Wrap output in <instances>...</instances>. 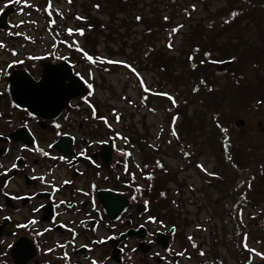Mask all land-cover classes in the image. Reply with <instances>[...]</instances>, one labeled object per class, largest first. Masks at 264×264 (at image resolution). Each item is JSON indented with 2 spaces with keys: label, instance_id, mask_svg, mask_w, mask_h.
Segmentation results:
<instances>
[{
  "label": "rangeland",
  "instance_id": "rangeland-1",
  "mask_svg": "<svg viewBox=\"0 0 264 264\" xmlns=\"http://www.w3.org/2000/svg\"><path fill=\"white\" fill-rule=\"evenodd\" d=\"M3 1L0 0V7ZM32 1L31 8L15 3L4 9L5 22L8 18L11 26L7 30L6 24L5 28L0 27V41L7 49L18 53L15 57L51 51L47 17L43 11H36V8L43 9L45 0ZM129 3L134 7L132 12L128 1L123 0H72L71 4L68 0H53V7L61 11L65 19L61 21L56 17L57 24L52 30L60 32L63 41L78 39L90 55L134 63L152 92H166L175 98L177 105L181 104L177 110L166 97L144 93L136 77L123 67L90 65L79 52L62 43L58 55L70 58L75 71L93 85L90 97L97 105L99 116L107 109H115L116 114H120L117 122L113 113L107 111L110 129L125 131L130 142H135L130 146L129 167L137 184L147 190L142 195L155 197L150 202L152 209H163L160 212L169 211L173 215L178 226V240H174V244L176 250L185 253L179 263L248 264L251 259L252 264H264V260L242 246L246 233L248 247L264 252V103H257L264 101V0H130ZM97 4L99 9L94 7ZM233 11L240 13L235 19L230 15ZM88 14L98 17L103 24L94 32L88 29L89 37L69 38L65 27L83 26ZM137 14L143 19L168 17L170 24L162 28L164 32L160 29L150 42H144L149 38L143 34L144 26L155 25L157 21L137 22ZM76 16L84 19L78 21ZM225 20L230 23L225 24ZM21 21L24 23L19 28L13 27ZM198 22L202 23L201 30L191 31ZM181 24L183 28L171 37L173 48L169 50L166 45L171 29ZM9 32L25 33L35 42L22 36H9ZM146 44L151 45L150 52L160 51L159 64L165 70L160 69L154 58L148 57ZM195 44L209 50L210 57L226 59L200 65L199 71L207 74V83L213 91L209 92L203 85L191 96L187 56ZM7 49H0V58L4 61L14 58ZM223 61L229 64L219 65ZM40 66L35 63L29 67L40 73ZM235 74L240 76L239 84L232 82ZM144 96L147 98L142 100ZM74 107L84 110V106L78 108L77 103ZM174 114L179 117L174 125L178 140L171 135ZM238 118L243 120L242 126H235ZM69 122L78 123L79 117ZM217 122L228 128L227 134L215 125ZM225 135L228 145L222 150L219 137ZM53 138L50 135L49 139ZM182 150L191 155L184 157ZM228 156L232 157L231 161ZM156 161L164 168H157ZM198 163L216 175L202 172L196 167ZM233 164L235 168L231 167ZM148 175L153 179L148 180ZM248 181H251V189ZM239 197L244 201L235 204ZM189 236L196 248L192 247ZM6 240L10 238L4 240L1 248ZM201 251L204 256H200ZM8 258L0 256V263L6 264Z\"/></svg>",
  "mask_w": 264,
  "mask_h": 264
},
{
  "label": "flooded vegetation",
  "instance_id": "flooded-vegetation-1",
  "mask_svg": "<svg viewBox=\"0 0 264 264\" xmlns=\"http://www.w3.org/2000/svg\"><path fill=\"white\" fill-rule=\"evenodd\" d=\"M32 2L27 1L31 5ZM5 4L13 7L15 3L13 0H4L0 8L4 9ZM20 4L25 6L24 0ZM7 21L6 28H9V19ZM43 53L12 57L6 61L0 58V69L10 73L0 74V93H3L0 95V165L4 166L0 168V172L11 168L13 163L17 165V169L10 171L7 176H0V206L3 208L0 211V240L10 238L3 248L0 247V250L6 249L9 257L6 264H66L60 258L65 251L70 257L69 264H90L91 259H96L100 264H180V256L176 255L180 249L176 250L174 244V240H178L176 227V231H172L175 226L173 215L169 211L160 212L163 209H152L150 202L155 197H140L142 191H135L140 184H137L129 167L131 155H124L132 152V142L128 138L127 141L121 139L126 137L125 131L111 130L101 120L92 119V109L83 102L84 96L70 99L55 117L50 118L36 114V119H32L23 110L11 107L15 100L9 94V86L14 78L16 84L35 91L36 95L30 101L39 105L45 101L39 97L40 88L33 86L42 78L45 62L55 65L61 60L55 59L58 56L55 51L47 50ZM30 56L41 59H28ZM14 60H22L23 63L8 69L7 65ZM68 61L73 65L70 58ZM27 62L41 65L40 73L33 72L30 69L32 64L29 67ZM72 69L76 74L75 69ZM26 78L31 80L30 83ZM68 82L69 80L65 81ZM89 101L95 107L96 103L92 98L89 97ZM76 103L78 108L80 105L84 106V110L73 109ZM21 106L28 108L22 104ZM95 109L99 116L97 106ZM107 111L113 113L112 109L102 110L100 116L107 117ZM65 116L68 117L67 120L64 119ZM73 117H79V122L70 123L69 120ZM82 117H85V121ZM53 121L62 125L60 131L65 135H56ZM25 122L27 128L22 126ZM108 124L110 125L109 119ZM50 135L54 136L52 140L49 139ZM49 144L52 145L51 148ZM25 146H38L49 152L50 156H64L66 159L51 160L38 152L22 150ZM81 150H84L88 159L80 155ZM17 156L22 159L16 160ZM67 160L72 163L68 164ZM125 164L128 165L127 171ZM34 175L46 176L48 183L33 180L31 177ZM8 180L9 186L4 189L3 184ZM64 180L71 183L65 185ZM53 181L55 187L59 188L58 192H53ZM93 184L96 186L94 189L91 187ZM4 191L9 193L8 197L3 195ZM110 194L122 197H109ZM132 195H136L135 201L131 199ZM12 196L33 198L14 200L11 199ZM113 198H122L127 204L111 217L107 207L110 205L115 209L119 205L118 202H109ZM60 200L71 203L73 207L69 209L61 205L57 209L55 205ZM145 201H148L147 206ZM35 208L40 210L34 212ZM58 212L60 215H57ZM6 216L11 219L5 220ZM149 216L156 217L157 223H148ZM33 218L38 221L35 226L27 229L16 227ZM97 224L98 230L92 231ZM45 228H50L51 231L40 237L35 236L36 231H43ZM70 228L78 233L74 246L70 244L65 249L57 248V243L67 244L72 239V233L68 230ZM101 240L104 243H94ZM7 244H12L16 249L15 254L19 255L17 261L13 258V248L7 249ZM49 248L55 250L47 253Z\"/></svg>",
  "mask_w": 264,
  "mask_h": 264
},
{
  "label": "snow or ice",
  "instance_id": "snow-or-ice-1",
  "mask_svg": "<svg viewBox=\"0 0 264 264\" xmlns=\"http://www.w3.org/2000/svg\"><path fill=\"white\" fill-rule=\"evenodd\" d=\"M13 2L19 4V3H21V0H13ZM24 2H25V6H26V7H29V8L32 7L31 4H28V3H27V0H24ZM68 3L71 4V3H72V0H68ZM8 6H9L8 4H5V5H4L5 8L8 7ZM94 7H96L97 9H99L100 6H99V4H97V5H94ZM195 10H196V9H195V5H193V6H192V11L194 12ZM36 11H38V12H39V11H43V12L45 13V15H46V17H47L48 30H49L50 32H52V29H53V28L56 26V24H57L56 17H59V19H60L61 21H63V20L65 19L64 14H63L61 11H59L58 9H55V8L53 7V0H47V4H46V6H44L43 9H41V8H36ZM188 15H190V13H188ZM230 15H231L232 19H235L237 16L240 15V13L237 12V11H233V12H231ZM75 19L78 20V21H80V20H83L84 18L81 17V16H76ZM136 19H137V21H139V20L141 19V17L137 16ZM164 19H165V21H167V20H168V17H164ZM23 23H24V21H21L20 24L14 25L13 27H15V28H19ZM29 23H31V24H36L37 22H36V21H29ZM224 23L227 24V23H230V21H229V20H225ZM181 28H183V25H182V24H181V25H178V26H176V27H173V28L171 29V32H170V34H169V41H168V43H167V45H166L167 48H168L169 50H172V48H173V44H172V41H171V37H172L173 35L177 34V33L180 31ZM64 31L66 32V34H67V36H68L69 38H71V37L74 36V35L84 36V29H83V28H76V29H73L72 27H67V28L64 29ZM8 35H9V36H13V35H16V36H22V37H23L25 40H27V41H30V42H33V43L35 42L30 36H28V35H26L25 33H22V32H9ZM59 35H60V33H54V39H55V37H58ZM61 43H62V44H66L68 47L74 48L75 51L79 52V53L82 55V58H83L88 64H90V65H95V64H102V65H116V66H120V67H123V68L127 69L128 71H130V72L136 77V79H137V81H138V83H139V87L141 88V90H142L144 93H150V94H152V95H156V96H164V97H166L169 101H171L173 107L177 106V104H176V100H175V98H174L172 95H170V94H168V93H166V92H152L151 88H150L149 86H147V84L145 83L143 77H142L141 74L137 71V69H136L134 66H132L130 63H128L127 61H124V60H116V59H111V58L102 57V56H93V55H90L87 51H85L83 48H81V47L79 46V42L76 41V40H71L70 42H69V41H61ZM53 47H55V42H53ZM0 49H7V45H6L5 43H3L2 41H0ZM7 50H8V51L10 52V54H11L12 56H14V57L18 55V53H17L14 49H7ZM194 51H197V52H198L199 49L196 48V49H194ZM204 55H205V57H210V56H211V52H205ZM28 59H37V60H38V59H41V57H32V56H30V57H28ZM55 59H57V60H67V57L57 56V57H55ZM188 59L191 61V60L194 59V57L189 56ZM211 62H212V63H216V61H211ZM20 63H23V61H22V60H14V61H12L11 63H9V64L7 65V68H8V69H11L15 64H20ZM203 63H204V61H201V64H203ZM191 68H192V70L194 71V70L197 68V65H196L195 63H193V64H191ZM105 71H107V69H105ZM0 74H3V75H9L10 73H9L7 70H5V69H0ZM76 75H77V77H78L81 81L84 80V77H83V76H80L79 73H77ZM91 75H92V73H89V76H91ZM86 83H87V82H86ZM200 84H204L205 86H207L206 81H204L203 79L200 80ZM33 87L39 88V87H41V86H40L39 84H37V85H34ZM72 88H73V85H72V84L64 85L62 81H61L60 84L58 85V89H59L60 91H70ZM87 88H88L89 90H91V89L93 88V85H92L91 83H87ZM207 90H208L209 92H212V91H213V89H212L211 87H208ZM198 91H199V88H198V87H197V88H193V92H198ZM92 94H93L92 91H89L87 96L82 97L83 102H84L85 104H88L89 107L92 109V119H99V120H101L106 126L111 127V126L108 124V119H107V117H105V116H97V113H96V109H95V107H94V106L90 103V101H89V97H90ZM0 95H3V93H0ZM146 98H147V97L144 96V97H142V100H143V99H146ZM124 99H127V97H124ZM129 103H131V101H129ZM257 103H264V101H258ZM11 107L16 108V109H21V110H23V111L26 112L27 115H28L29 117H31L32 119H36V114H40V115L43 114L42 112L39 111V104H37L36 106H33V104H29L28 108H22L20 102L13 101L12 104H11ZM29 108H31V110H29ZM170 110H171V109H169V111H170ZM150 111H154V109H150ZM113 115L115 116L116 121L119 122L120 117H119L118 114H116L115 110H113ZM178 118H179L178 116H173V117H172V125H173V127L171 128V135H172L174 138H176L177 140L179 139V135H178L177 131L175 130L174 125H175V122H176V120H177ZM64 119L67 120L68 117L65 116ZM216 119H217V121H218V117H217ZM9 123H11V122L9 121ZM22 126L25 127V128H27L28 125H27V123L25 122ZM52 126H53L54 129L57 130V131H56V135H57V136L65 135V133H63V132L60 131V129H61V127H62V125H61L60 123L53 121V125H52ZM216 126L221 130V132H223V133H225V134H227L228 131H229L228 128L224 127V126L221 125L219 122H217V125H216ZM161 131H163V129H161ZM73 139H74V138H73ZM121 139H124L125 141H127V137H121ZM96 143H104V141H96ZM168 143L171 144V141H168ZM51 147H52V145L49 144V148H51ZM22 150H24V151H30V152H38V153H40L42 156L47 157V158H50L51 160H65V159H66L64 156H59V157H57V156H50V153H49V152L45 151L44 149H42V148H40V147H38V146H36L35 148H28L27 146H25ZM182 151H183V150H182ZM80 155H81L82 157H84L85 159H88V157L85 156L84 150H81ZM124 155H125V156H130L131 153L126 152V153H124ZM183 155H184V157L187 158V157H189L191 154H190L189 152H187V151H183ZM20 159H22V158L19 157V156L16 157V160H20ZM227 159H228L229 161H231V160H232V157H231V156H228ZM67 163H68V164H71L72 161H71V160H67ZM155 166H156L157 168H160V169H163V168H164V165H163L160 161H156ZM232 166H233L234 168L236 167L235 164H233ZM3 167H4L3 165H0V168H3ZM97 167H98V165H97ZM137 167H139V165H137ZM196 167H197L198 169H200L202 172H205V173L208 174V175H213V176L216 175L215 173L207 172V169H206V168L204 167V165H202V164H199V163H198V164L196 165ZM127 168H128V165L125 164V170H126V171H127ZM13 169H17V165H16L15 163H13V164L11 165V168L4 169V171L0 172V176H7L8 173H9L10 171H12ZM32 171L35 172V169H33ZM97 175H99V173H97ZM31 178H32L33 180H39L41 183H48V181H47V179H46V176H39V177H37V176L34 175V176H32ZM146 178H147L148 180L153 179L152 175H148ZM105 179H107V177H105ZM252 179L254 180L255 177H253ZM9 183H10V180L5 181L4 184H3V188H4V189L8 188ZM70 183H71V181H69V180H64V181H63V184H65V185H66V184H70ZM51 186H52V188H53V192H58V191H59V188L55 187L54 181L52 182ZM247 186H248L249 189H251V186H252V185H251V181H248ZM91 187L94 189L96 186H95V184H93ZM135 191H136L137 193H139V192H141L142 190H141V188H140L139 186H137L136 189H135ZM86 194H87V193H86ZM3 195H4L5 197H8V196H9V193H8L7 191H4V192H3ZM161 195H165V194H164V193H161ZM32 198H33V197H31V196H29V197L12 196V197H11V199H14V200L32 199ZM131 199H132L133 201H135V200L137 199L136 195H132V196H131ZM147 204H148V201H145V206H147ZM61 205H64L66 208H69V209H71V208L73 207V205H72L71 203H69V202H67V201H65V200H60L59 203H57L55 206H56L57 209H59V208L61 207ZM40 207H43V205H41ZM2 210H3V208H2V206H0V211H2ZM39 210H40L39 208H35V209H33L34 212H37V211H39ZM57 215H60V213L58 212ZM4 219H5V220H10L11 217H7V216H6V217H4ZM147 222H148V223L155 224V223H157V218L154 217V216H149ZM37 223H38V221H37L35 218H33V219H29V220L27 221L26 224H17L16 227H17V228H25V229H27L29 226H35ZM160 223H161V225L163 226V222L160 221ZM81 224L83 225V222H81ZM142 227H143V226H142ZM198 227H199V226H198ZM68 230L72 233V239H71L67 244H64V243H57V245H56L57 248L65 249V248H67L70 244L74 246V241H75V239H76L78 233H76V231H75L74 229H71V228L68 229ZM97 230H98V224L95 225V226L92 228V231H97ZM49 231H51L50 228H45L43 231H36V232H35V236H36V237L43 236L46 232H49ZM172 231H173V233L176 231L175 226H173ZM13 235H15V233H13ZM109 238H111V237H109ZM247 239H248V237H247V234L245 233V234H244V237H243V245H242L243 248H244L247 252H249V253L255 255L256 257H259V258L262 259V260H264V252L256 251L255 249L248 247ZM188 240H189L190 242H192V241H193V238H192L191 236H189V237H188ZM4 243H5L4 241L0 240V244H4ZM94 243H104V241H103V240H101V241H94ZM6 247H7V249H12V248H13V245H12V244H7ZM81 247H85V248H86L87 245H81ZM192 247H193V248H196L197 245H196L194 242H192ZM54 250H55V249H53V248H49V249H47V253H51V252H53ZM89 250L91 251V249H89ZM133 251H135V249H133ZM169 251H171V249H169ZM199 254H200V256H204V255H205V253H204L203 251H201ZM176 255H178V256H184L185 253H184V252H178V253H176ZM0 256H7V252H6V251H4V252H0ZM60 258L63 259V260H65L66 264H69V262H70V257H69V254H68L66 251L63 253V256L60 257ZM188 258L190 259V257H188ZM90 264H100V262L97 261L96 259H91ZM248 264H252L251 259L248 260Z\"/></svg>",
  "mask_w": 264,
  "mask_h": 264
},
{
  "label": "water",
  "instance_id": "water-1",
  "mask_svg": "<svg viewBox=\"0 0 264 264\" xmlns=\"http://www.w3.org/2000/svg\"><path fill=\"white\" fill-rule=\"evenodd\" d=\"M43 67V76L39 80V82L36 83V85L39 84L41 86L39 87V97L45 99V101L39 105V110L43 113V116L50 118L55 117L67 105L70 99L80 94H85L87 89L84 86L83 82L78 77L72 74V71L66 62H62L57 65H50L49 63H45ZM15 75L16 74H14V77ZM14 79L10 81V96L15 101L20 102L24 106L28 107L29 104H33V106H36V103L30 101L36 95L35 91L33 89L27 88L25 85L22 86L16 84L14 82ZM66 80H69V82L65 83ZM26 81L30 83L31 80L26 78ZM61 81L64 85L72 84L73 88L70 91H60L58 89V85ZM29 109L31 110V108ZM235 125L242 126L243 120L236 119ZM109 197L122 196H118L117 194H110ZM111 201L119 203V205L115 209L110 205L107 207L110 216L114 217L119 212V210H121L127 204V201L123 200L122 198H113L109 202L111 203ZM12 252L14 260L17 261L19 255L15 254L16 249L13 248Z\"/></svg>",
  "mask_w": 264,
  "mask_h": 264
},
{
  "label": "trees",
  "instance_id": "trees-1",
  "mask_svg": "<svg viewBox=\"0 0 264 264\" xmlns=\"http://www.w3.org/2000/svg\"><path fill=\"white\" fill-rule=\"evenodd\" d=\"M120 1V0H118ZM123 1H128V6L131 7L130 11L132 12L134 7L132 6V4H130V0H123ZM242 9V8H241ZM141 17V19L137 22H142V23H147V21H150V20H153L152 22H156L155 25H145L144 26V30H143V34L147 35L149 38H145L144 39V42H150V40H152V38L159 34L160 33V29L162 28H165L166 29V26H168L170 23L167 21H165L164 18H162V20H156L155 18H146V19H143V16L142 15H136L135 17ZM151 22V23H152ZM101 24H103L101 21L98 20V17L96 16H91L90 14H88V17L87 19L85 20V24H83V26H79L78 28H83L84 29V36L85 37H89L90 36V31H87L88 29H93V32L98 28V26H100ZM168 24V25H167ZM166 25V26H165ZM170 27V26H169ZM202 27V23L198 22V24H196L195 26H192V30L193 31H198V30H201L200 28ZM157 28V29H156ZM100 29V28H99ZM165 29H162L161 30V33L165 31ZM87 31V32H86ZM151 45H147L146 44V51L148 52V57L150 58H154L155 60V63L160 67V69H164L165 67L162 66L161 64H159V60H161L159 54H160V51H156L155 53L153 52H150L149 49H151L150 47ZM133 49L134 48V45L132 46ZM198 48L199 51H194V49ZM205 52H210L209 50H202L201 46L200 45H193L192 48H190V51H189V54L187 56V60H188V67H189V70L187 69L188 73L190 74V85H191V96L194 94L193 92V88H203V85L204 84H200V80L203 79L204 81H206V84L207 86L204 85V88L207 89L209 86L212 87L211 85H208L207 83V79H206V75L207 74H203L202 72L199 71V68H200V65H201V61H204V63H207V62H211V61H216L219 63V61H222V60H225L226 58H214V57H205L204 53ZM161 55V54H160ZM199 55V56H198ZM162 56V55H161ZM189 56L191 57H194L193 60H189ZM231 61H233V57L230 58ZM229 59V60H230ZM138 61V60H137ZM135 62V61H134ZM195 63L197 65V68L193 71L192 68H191V64ZM203 63V64H204ZM212 63V62H211ZM131 65L134 64V63H130ZM216 64V63H215ZM221 64V63H220ZM166 69V68H165ZM164 69V70H165ZM222 73H225L226 71H221ZM246 77V76H245ZM232 82L235 83V84H239L241 82V79H240V76L239 74H235L232 78ZM190 96V97H191ZM192 98V97H191ZM177 104V103H176ZM178 106L181 107V104L178 103L177 106H175V109L177 110ZM177 114H175L176 116ZM217 125V123L215 124ZM219 130V129H218ZM237 131V130H236ZM220 141H221V144L219 145V147H221L222 150H224L227 145H228V142H227V136L225 135L224 136H220L219 137ZM228 162V161H227ZM233 168V166H231ZM236 173V178L239 179V182L241 181L240 179V174L239 172L236 170L234 171ZM247 178V177H245ZM249 179V178H248ZM247 180V179H246ZM244 201V198L243 197H239L236 199L235 201V204L237 201L239 200H242ZM238 207V206H237ZM236 208V207H234ZM236 209H234L235 211ZM239 210V209H238Z\"/></svg>",
  "mask_w": 264,
  "mask_h": 264
}]
</instances>
